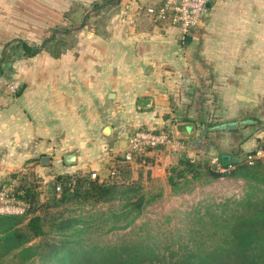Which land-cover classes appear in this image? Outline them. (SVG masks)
Listing matches in <instances>:
<instances>
[{
    "label": "crops",
    "instance_id": "crops-1",
    "mask_svg": "<svg viewBox=\"0 0 264 264\" xmlns=\"http://www.w3.org/2000/svg\"><path fill=\"white\" fill-rule=\"evenodd\" d=\"M100 1L0 0V184L21 172L51 170L108 181L112 169L124 166L127 139L137 128L168 130L182 143L127 164L142 181L150 174L166 182L167 168L182 153L213 163L260 149L264 0H213L188 35L147 14L163 0H116L107 6L102 53L73 47L58 57L46 50L25 54L23 42L38 44L63 25L65 7ZM93 39L97 45L101 37ZM13 82L20 84L16 91ZM141 99H150V107H140ZM209 111L213 128L240 125L205 134ZM72 154L76 161L67 164Z\"/></svg>",
    "mask_w": 264,
    "mask_h": 264
},
{
    "label": "trees",
    "instance_id": "trees-1",
    "mask_svg": "<svg viewBox=\"0 0 264 264\" xmlns=\"http://www.w3.org/2000/svg\"><path fill=\"white\" fill-rule=\"evenodd\" d=\"M115 1L102 0V3H95L94 8L102 9ZM51 40H54L53 35L44 43ZM22 47L30 57L46 50V46L35 47L25 42ZM259 148L264 150V143ZM143 156L136 158L141 159ZM218 160L226 169L225 172L218 171L216 165L207 159H192L186 153L180 154L177 162L167 168L166 183L174 195L190 193L198 181L209 183L221 177L242 179L251 188L245 198L240 202L235 201L237 208L231 209L229 216L225 212L226 208L229 209L226 204L230 201L223 204L222 214L210 213L214 224L213 235L215 238L218 234V237L211 243L212 246L204 250L184 252L166 259L148 244L84 249L78 240L70 245L62 239L60 243L42 240L26 245L37 238L46 239L50 234L73 236L83 232L78 228L83 222L82 217H65L58 211L52 212L62 206L68 210L71 205L78 210L86 206L121 202L119 211L113 212L109 218L125 219L120 229L132 225L162 193L145 192L141 177L133 179L128 163L122 158L124 166L111 170L115 171L110 178L112 180L90 179L87 175L57 176L53 192L43 208V215L37 214L32 208L35 203L33 195L12 190L14 199L26 206L22 216L29 214L30 217L20 227L24 223L23 217L0 216V264H34L35 258L39 259L38 264H264V160L258 159L252 165L242 158L234 161ZM147 176V180H155L150 174ZM3 185L10 187L7 182L0 184Z\"/></svg>",
    "mask_w": 264,
    "mask_h": 264
},
{
    "label": "rangeland",
    "instance_id": "rangeland-1",
    "mask_svg": "<svg viewBox=\"0 0 264 264\" xmlns=\"http://www.w3.org/2000/svg\"><path fill=\"white\" fill-rule=\"evenodd\" d=\"M96 3H102V0ZM94 4L88 7L75 5L65 7L63 25L50 30L38 44L32 46H41V48L46 46V51H49L54 57L60 56L73 47H78L83 52L87 50L91 52L92 49L94 52L97 47L95 52L102 53V50L105 49L104 38L106 39L107 32V6L95 9ZM55 30H58V33H55ZM93 34L101 37L97 45H95ZM51 35L54 36V40L44 43ZM57 54L58 56H56ZM10 58L12 59V57ZM187 105L189 103H184V107ZM199 105L205 110L204 103ZM192 114L193 118H199L196 111ZM209 114L211 121L205 124L203 130L205 134H208L215 125L211 111ZM201 133L199 132V134ZM180 153L182 152L178 154ZM57 174L55 170L46 174L32 172L23 175L21 172L15 175L14 181L10 180L7 183L13 191L28 192L33 195L35 203L32 208H35L37 214L43 215V208L53 192L55 178L59 176ZM87 176L92 179L91 174ZM112 176L110 172L109 179ZM104 180L107 181V178ZM143 186L145 192L162 193V196L149 205L143 214L127 228H119L124 225L125 219L121 217L118 219L109 218L113 212L119 211L118 209L122 206L121 202L111 205L86 206L78 210L74 209L75 206L69 205L68 210L63 209L65 206H62L53 209V211L49 210L58 211L65 217L69 215L82 217L83 222L78 225V228L83 232L73 236L50 234L46 239L37 238L26 245L42 240L48 243H60L62 239L67 240L70 245L75 244L74 240H78L84 249L125 245L133 247L148 244L155 247L164 258L169 259L184 252L204 250L212 246L211 243L218 237V234L214 238V224L210 219V213L222 214L223 204L230 201L226 204L229 209L226 208L225 212V215L229 216L231 209L237 208L235 201L240 202L251 190L244 180L233 177H221L209 183L198 181L190 193L177 195H174L168 184L160 179L143 181ZM21 217H23L24 223L20 227L24 226L30 215L26 214ZM34 261V264L39 263L38 258H35Z\"/></svg>",
    "mask_w": 264,
    "mask_h": 264
},
{
    "label": "built area",
    "instance_id": "built-area-1",
    "mask_svg": "<svg viewBox=\"0 0 264 264\" xmlns=\"http://www.w3.org/2000/svg\"><path fill=\"white\" fill-rule=\"evenodd\" d=\"M213 0H163L157 7H149L147 14L154 20L169 21L177 27L183 35L190 34L197 29L202 18L208 11L207 5ZM19 82L10 85L11 90L19 88ZM127 150L124 153V162L130 164L136 157L145 155L151 150L159 148L176 149L182 147L179 138L171 131L137 128L127 139ZM263 150L257 149L254 153H248L244 160L249 165L254 164L258 159L263 158ZM213 164L220 172L226 169L219 163L218 158L213 160ZM232 166H230V169ZM115 171H111L114 175ZM92 174V178H96ZM60 188L58 187V190ZM12 189L9 186H0V216H22L26 211V206L18 202L11 195Z\"/></svg>",
    "mask_w": 264,
    "mask_h": 264
},
{
    "label": "water",
    "instance_id": "water-1",
    "mask_svg": "<svg viewBox=\"0 0 264 264\" xmlns=\"http://www.w3.org/2000/svg\"><path fill=\"white\" fill-rule=\"evenodd\" d=\"M209 7H210V3H208V5H207V8H209ZM187 40H189V38H187ZM150 105H151V100L150 99H141V100H139V106L142 107V108H148V107H150ZM239 125L240 124H238V123H226V124L214 127L213 130L214 131L235 130V129L238 128ZM108 130H110V128H108ZM184 130H185V128H184ZM44 159H46V158H44ZM44 159L42 161H45ZM75 161H76V156L74 154L67 155L65 157V162L67 164H73Z\"/></svg>",
    "mask_w": 264,
    "mask_h": 264
}]
</instances>
